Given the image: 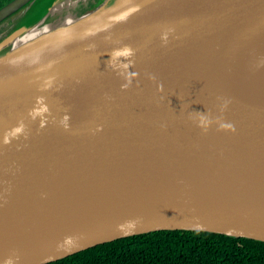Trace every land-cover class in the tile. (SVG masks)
<instances>
[{
  "label": "water",
  "instance_id": "95a60500",
  "mask_svg": "<svg viewBox=\"0 0 264 264\" xmlns=\"http://www.w3.org/2000/svg\"><path fill=\"white\" fill-rule=\"evenodd\" d=\"M72 1L100 11L14 55L73 8H0L21 61L0 71V264L160 231L264 243V61L250 90L236 55L264 59V0Z\"/></svg>",
  "mask_w": 264,
  "mask_h": 264
},
{
  "label": "trees",
  "instance_id": "16d2710c",
  "mask_svg": "<svg viewBox=\"0 0 264 264\" xmlns=\"http://www.w3.org/2000/svg\"><path fill=\"white\" fill-rule=\"evenodd\" d=\"M12 0H0V8ZM50 264H264V243L191 231H160L96 246Z\"/></svg>",
  "mask_w": 264,
  "mask_h": 264
},
{
  "label": "bare ground",
  "instance_id": "6f19581e",
  "mask_svg": "<svg viewBox=\"0 0 264 264\" xmlns=\"http://www.w3.org/2000/svg\"><path fill=\"white\" fill-rule=\"evenodd\" d=\"M69 5L73 8L72 10L67 9V12H65L62 16H60L56 21L46 24L42 27H36L28 31L24 36L17 39L12 44V49L10 50V53L12 55L19 53L23 50H26L28 47H32L34 44L38 42H42L48 38L57 37L66 34L67 32L73 31L77 27H79L85 20H88L89 17L97 11H100V9H95V11L88 10L86 11L82 16H79L80 9L76 8L77 2H74L72 0H69ZM85 3H88V0H85ZM62 9V7H54L52 10V13L58 12ZM64 9V8H63ZM83 9V8H82ZM84 10V9H83ZM236 55L239 56H245V59L251 64L252 66V72L250 75L243 77V80L247 86L248 89L253 90L258 86L257 79L254 78L253 70L259 65L261 62L264 61L263 59V53L261 52V48L254 51V48L252 51L246 52L244 49L238 51ZM21 61H0V71L13 67L17 64H19ZM258 72V71H257ZM259 74V72H258ZM256 73V77L261 80L264 79V75ZM244 84V85H245Z\"/></svg>",
  "mask_w": 264,
  "mask_h": 264
},
{
  "label": "rangeland",
  "instance_id": "374dc122",
  "mask_svg": "<svg viewBox=\"0 0 264 264\" xmlns=\"http://www.w3.org/2000/svg\"><path fill=\"white\" fill-rule=\"evenodd\" d=\"M53 0H39V2L36 4L35 9H38L39 12L43 11L46 7H48Z\"/></svg>",
  "mask_w": 264,
  "mask_h": 264
},
{
  "label": "clouds",
  "instance_id": "9594fccd",
  "mask_svg": "<svg viewBox=\"0 0 264 264\" xmlns=\"http://www.w3.org/2000/svg\"><path fill=\"white\" fill-rule=\"evenodd\" d=\"M120 53H117V55H119ZM160 89H162V85L160 86ZM221 127L222 128H231V129H233V127H232V125H230V124H221ZM233 131H234V129H233Z\"/></svg>",
  "mask_w": 264,
  "mask_h": 264
}]
</instances>
